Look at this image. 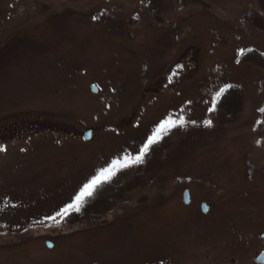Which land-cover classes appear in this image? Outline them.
I'll list each match as a JSON object with an SVG mask.
<instances>
[{"label": "rangeland", "instance_id": "rangeland-1", "mask_svg": "<svg viewBox=\"0 0 264 264\" xmlns=\"http://www.w3.org/2000/svg\"><path fill=\"white\" fill-rule=\"evenodd\" d=\"M148 1L0 0V126L27 120L66 132L0 144V264H204L205 253L227 261L244 253L240 221L229 216L238 215L218 204L217 189L237 181L255 195L264 190V64L239 63L250 49L264 55V31L247 21L264 14L257 0ZM187 33L199 47L195 71L181 58L168 75L174 85L138 107L179 61ZM229 86L241 92L238 116L229 115L237 103L208 116ZM169 119L185 124L161 134L158 156L117 171L94 196L103 188L119 198L124 186L145 193L110 216L112 203L88 207L105 214L99 222H74L85 206L56 215ZM118 123L125 127L101 132ZM88 128L98 133L91 144L81 139ZM187 177L195 185L190 207L175 185ZM203 201L213 214L201 215Z\"/></svg>", "mask_w": 264, "mask_h": 264}, {"label": "flooded vegetation", "instance_id": "flooded-vegetation-1", "mask_svg": "<svg viewBox=\"0 0 264 264\" xmlns=\"http://www.w3.org/2000/svg\"><path fill=\"white\" fill-rule=\"evenodd\" d=\"M182 56L188 60L189 66H192L193 71H195L199 57L197 48L188 47ZM155 85L159 86V83L157 82ZM151 91H156V89H151ZM21 128L22 127L16 126L11 129H5L4 134L1 133V135L11 132L16 134L13 135L14 137H18L22 131ZM8 137L11 138V136L0 137V140ZM257 174L258 173L253 175L245 174L244 180L253 182L254 176ZM260 176H262V174ZM175 185L181 188L182 196L186 191H189L191 198L193 197V188L195 186L193 180L189 178L185 183L183 178H179ZM240 188L242 187L238 186L236 181L226 185L218 184L217 190L220 191L218 204L224 206L223 208H234L238 214L237 220L241 221L240 235L244 242V253L235 255L228 261L216 256L214 257L212 253H205L203 259L204 264H264V190L258 191L260 195H255L251 190ZM203 204L206 203L203 201L200 205L202 206ZM191 205L192 203L186 207H190ZM211 213L212 211L210 209L206 216Z\"/></svg>", "mask_w": 264, "mask_h": 264}, {"label": "trees", "instance_id": "trees-1", "mask_svg": "<svg viewBox=\"0 0 264 264\" xmlns=\"http://www.w3.org/2000/svg\"><path fill=\"white\" fill-rule=\"evenodd\" d=\"M257 1H258L259 7L261 8V13L264 14V0H257ZM148 3L152 7H155L156 5H154V4H157L158 2H157V0H149ZM261 13L258 12V14H261ZM255 15H251L248 17V19H247L248 23H251L254 26V28L261 30V31H264V18L257 17ZM247 59H249V60L253 59L256 62L258 61L259 63L264 64V55H262L258 52H255V51H249L248 53H246L244 55V57L242 58V62H244ZM240 95H241V92L239 91L238 88H236V87L227 88L226 91L224 92V94L221 96L220 100L217 102L216 108L213 112V115L217 117L219 112H220V115L222 113L224 114V112L228 113L229 108L232 106V104L234 105V103H237V106H236V109H234V112L229 114V115H232V117H237V115L239 114L240 109L242 107V104H241L242 102L240 101ZM160 145H161V142H159L158 144H154L148 150L146 156H144V161H143V163H140V166H144L145 161L149 160L150 158L158 156ZM118 192L120 195H123L124 197L123 196H121L119 198H117L116 196H112L111 198H108V196L104 197L105 194L103 193V188L100 189L98 192L99 194H96L93 198L86 199V201L82 204L81 207L85 206L84 207L85 209L83 210V214L77 215L78 218L73 219L74 222L77 223L79 220L84 221L86 223L101 221L100 219H103V218H100V217H105V214L91 215L90 212L92 211V208L88 209V207L96 206V205H94L95 203L101 202L103 204L105 202L107 204H109V203L114 204L113 207H115V208H111L110 210H108L107 215L110 216V215H112L113 211L115 209H118L122 204H127L130 201H132L133 199H135L136 193H137V195L141 194L142 192L145 193V191L142 189L137 190V191H133V190L128 191V189L125 186L119 187ZM148 193L149 194H146V195L151 196V194H153V190L151 192H148ZM146 195L143 197L146 198ZM98 216H100V217H98ZM73 220H70L71 223L73 222ZM72 225H74V224H72Z\"/></svg>", "mask_w": 264, "mask_h": 264}, {"label": "snow or ice", "instance_id": "snow-or-ice-1", "mask_svg": "<svg viewBox=\"0 0 264 264\" xmlns=\"http://www.w3.org/2000/svg\"><path fill=\"white\" fill-rule=\"evenodd\" d=\"M225 91L226 89H220L214 97V102H218ZM213 110L215 109L213 108ZM261 111H264V109H261ZM184 124L185 122L182 120L179 121V125H177V120H165L157 128L156 132H154L152 136L148 137L143 148L140 149V152L135 157L125 156L122 160L113 161L110 166L102 168L95 176H93L87 183L83 185L80 191L73 198L72 202L68 203L65 207L60 209L56 215L64 217L70 215L72 212H79L82 204L86 201V199L93 197L97 189L103 184L109 183L116 175L117 171L130 167L133 164L143 163L144 156L147 153L149 147L158 143L159 139L161 138L162 132L170 130L171 128L177 126L183 127ZM206 125L210 126L211 121H206ZM54 218L55 217H53V219Z\"/></svg>", "mask_w": 264, "mask_h": 264}, {"label": "water", "instance_id": "water-1", "mask_svg": "<svg viewBox=\"0 0 264 264\" xmlns=\"http://www.w3.org/2000/svg\"><path fill=\"white\" fill-rule=\"evenodd\" d=\"M93 91L97 93V89L93 88ZM83 138L85 142H91L93 140V131L89 130L83 134ZM186 198L188 199V196L186 195Z\"/></svg>", "mask_w": 264, "mask_h": 264}]
</instances>
